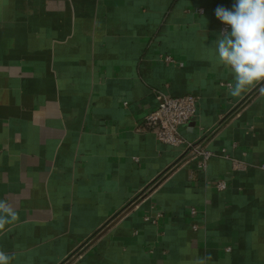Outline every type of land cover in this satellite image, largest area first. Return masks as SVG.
<instances>
[{"label": "crops", "instance_id": "crops-1", "mask_svg": "<svg viewBox=\"0 0 264 264\" xmlns=\"http://www.w3.org/2000/svg\"><path fill=\"white\" fill-rule=\"evenodd\" d=\"M233 3L0 0L11 264H264V95L232 97L213 46ZM184 94L197 111L179 134L211 153L205 170L140 127Z\"/></svg>", "mask_w": 264, "mask_h": 264}, {"label": "clouds", "instance_id": "clouds-1", "mask_svg": "<svg viewBox=\"0 0 264 264\" xmlns=\"http://www.w3.org/2000/svg\"><path fill=\"white\" fill-rule=\"evenodd\" d=\"M214 14L226 26L213 46L218 64L232 75L230 95L240 97L255 88L264 95V0H234L231 9L218 5ZM17 219L11 204L0 200V231ZM12 259V255L0 250V264H11ZM205 259L197 264H205Z\"/></svg>", "mask_w": 264, "mask_h": 264}, {"label": "built area", "instance_id": "built-area-1", "mask_svg": "<svg viewBox=\"0 0 264 264\" xmlns=\"http://www.w3.org/2000/svg\"><path fill=\"white\" fill-rule=\"evenodd\" d=\"M226 27L221 25V28ZM221 30V29H220ZM171 61V57H164ZM197 96L184 94L179 96L160 95L157 97L156 106L148 112L142 119L140 127L152 132L156 140L162 144L170 146H181L187 148L188 153L200 155L198 167L205 170L207 161L211 156L209 151H204L196 145L187 143L179 134V127L184 125L197 111ZM228 158V156H225ZM231 165L234 170L244 169L245 164L241 161L232 159ZM217 189H224L225 184L218 182ZM196 214L194 208L190 209V215ZM196 228L195 226H193Z\"/></svg>", "mask_w": 264, "mask_h": 264}]
</instances>
